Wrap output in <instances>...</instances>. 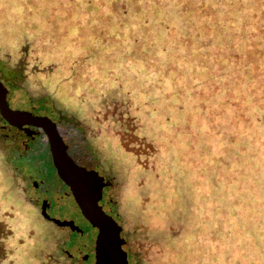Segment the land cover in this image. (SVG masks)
<instances>
[{
	"label": "rangeland",
	"instance_id": "obj_1",
	"mask_svg": "<svg viewBox=\"0 0 264 264\" xmlns=\"http://www.w3.org/2000/svg\"><path fill=\"white\" fill-rule=\"evenodd\" d=\"M211 3L195 32L170 0H0V54L109 181L98 203L139 264H264V0ZM39 144L0 149V264H93L96 228Z\"/></svg>",
	"mask_w": 264,
	"mask_h": 264
},
{
	"label": "water",
	"instance_id": "obj_2",
	"mask_svg": "<svg viewBox=\"0 0 264 264\" xmlns=\"http://www.w3.org/2000/svg\"><path fill=\"white\" fill-rule=\"evenodd\" d=\"M0 114L16 125L29 123L39 126L44 131L51 159L60 177L67 185L82 216L96 228L93 243V264H129L125 250L121 246L123 239L119 235L120 225L98 203L101 189L106 184L103 176L98 174L95 169L77 164L70 157L66 151V143L62 140L54 120L50 117L8 107L1 83ZM44 206H41V213L46 217ZM54 221L59 225H67L70 229L78 228L72 220L54 219Z\"/></svg>",
	"mask_w": 264,
	"mask_h": 264
},
{
	"label": "flooded vegetation",
	"instance_id": "obj_3",
	"mask_svg": "<svg viewBox=\"0 0 264 264\" xmlns=\"http://www.w3.org/2000/svg\"><path fill=\"white\" fill-rule=\"evenodd\" d=\"M21 70H22V67H20V64L18 61L15 63H10L5 56L0 54V83L2 84L4 88V99H5L7 106L13 109L27 110L32 114L47 115L52 120H54L55 126H56V122H57L56 117L53 118L49 116V114H47L45 111H42L40 107H37L35 104L31 102V100H29L31 94L27 92V85H25V82L23 80H20L21 75H22ZM12 88L13 89L19 88L20 89L19 94L13 93ZM20 91L23 92V94H21ZM25 96H28V97H25ZM56 129L58 133L60 134L62 140L66 143V151H67L69 148V143L64 138L65 135L59 132L57 127ZM45 136L46 135L44 131L39 126H35L29 123H21L20 125H16L15 123H11L8 120H6L0 114V149L2 151L10 150V149L20 150V152L27 151L26 149L30 146V143L32 141H35V140L40 141L42 139H45ZM70 157L77 164L83 165L86 168L95 169L92 166H89L85 163L80 162L78 159H75L71 154H70ZM35 179H36L35 177L33 178L30 177V181L32 182L33 186H36L38 184V182ZM103 180L106 181L105 185H107L108 182L104 175H103ZM42 205H45L44 209L46 211V207L48 205L46 199H42L40 201V206H39L40 212H41ZM119 235L123 239V243L121 246L125 250L127 262L129 264H133L131 263V255L129 254V252H132V248H130L127 238H124L121 229L119 231Z\"/></svg>",
	"mask_w": 264,
	"mask_h": 264
},
{
	"label": "trees",
	"instance_id": "obj_4",
	"mask_svg": "<svg viewBox=\"0 0 264 264\" xmlns=\"http://www.w3.org/2000/svg\"><path fill=\"white\" fill-rule=\"evenodd\" d=\"M198 1L199 0H170V5H172V17H173V21H174L171 28H175L177 31H181L184 24L186 25L187 30L192 31V28H193L195 30V32H203V31H205V30H203L205 28L206 29L213 28L211 23L203 26L201 29L199 28V24H196V26L193 24L199 18V11L197 8ZM211 2H212V0H205V4L208 6H210L211 4H214ZM203 17H204L205 22H210L209 18L207 16H205V14L203 15ZM47 114H49V116H51L53 118L55 117V115H53V111H48ZM28 148H29V150L27 151V154L30 156V158H32L33 162L36 160H40L41 156L48 152V151H46V149H44L42 146H40L39 141H37V140H35L32 144H30V146ZM33 150H34V153H33ZM35 151H36V153H35ZM107 182L109 183L108 180H107ZM66 187H67V185H66ZM40 214L42 217L48 218V214L46 217L44 215H42L41 212H40ZM54 219L71 220V219L51 218V220L56 225H59V224H57V222L54 221ZM59 226H64V225H59ZM120 229H122V233H123L124 238H127L128 242H129V246H130V244H133V245H136L138 247V237L134 234V232H131L129 229H125L122 226L120 227ZM71 230H75L77 232L81 231V229L79 227L77 229H71ZM134 250H136V249H134ZM129 254L131 255V263L139 264L138 256L135 255V257L133 258V256H134L133 251L129 252Z\"/></svg>",
	"mask_w": 264,
	"mask_h": 264
}]
</instances>
